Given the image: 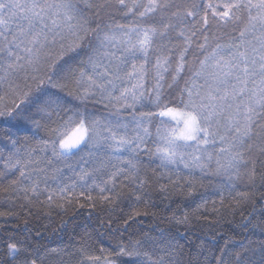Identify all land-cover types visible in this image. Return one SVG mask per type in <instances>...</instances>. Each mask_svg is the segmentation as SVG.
I'll list each match as a JSON object with an SVG mask.
<instances>
[{
    "label": "snow or ice",
    "instance_id": "6c2138e0",
    "mask_svg": "<svg viewBox=\"0 0 264 264\" xmlns=\"http://www.w3.org/2000/svg\"><path fill=\"white\" fill-rule=\"evenodd\" d=\"M117 15L132 19L120 23ZM228 28L227 41L216 42L222 36L213 29ZM89 101L110 115H93ZM0 126V143L11 148L0 176L19 171L0 189L7 202L22 198L29 214L33 205L50 214L74 200L106 213L103 231L82 234L78 252L90 250L93 236L101 244L105 236L114 239L111 251L79 264H165L166 256L168 264H264V240L249 239L264 236V0H0ZM19 131L31 134L20 138ZM141 153L149 154L147 163ZM73 157L66 167L77 179L61 187L62 169H53L58 187L49 189L48 169ZM197 170L199 187L218 191L221 205L227 195L233 213L247 210L233 229L240 239L220 247L213 236L211 250L201 244L195 260L190 245L186 262L182 245H168L171 251L153 259L144 239L124 235L148 213L116 219L112 213L122 203L148 206L152 183L161 192L186 188L194 196ZM206 173L226 181L205 185ZM240 180L246 190H237ZM201 209L223 211L216 201L209 210L205 200L176 222L187 223ZM117 220L122 224L113 228ZM39 236L0 239V264H45L30 242Z\"/></svg>",
    "mask_w": 264,
    "mask_h": 264
},
{
    "label": "trees",
    "instance_id": "16d2710c",
    "mask_svg": "<svg viewBox=\"0 0 264 264\" xmlns=\"http://www.w3.org/2000/svg\"><path fill=\"white\" fill-rule=\"evenodd\" d=\"M100 2V0H96ZM116 19L120 23H128L131 21L132 17L129 16L127 20H121L119 15ZM242 26V25H241ZM217 32V35L222 36L219 43H224L227 41L229 34H232L231 28L228 29H213ZM215 43V42H214ZM211 49H209L210 51ZM196 55L195 49H193L188 54L189 61L193 59ZM79 59V58H77ZM188 73L185 71L184 76L187 77ZM170 76V74H169ZM183 83V78H181V84ZM148 87L152 86V81L149 78L147 83ZM89 112L95 116H101L102 118L110 115L109 110L103 107V105H95L94 101H89L86 105ZM147 108H137V111H147ZM131 110L128 112L120 113L121 120H125L130 114ZM111 115H115L114 112ZM2 127V126H0ZM15 131V129H13ZM152 131L155 132V124L152 125ZM30 132L19 131L16 135L20 138L30 135ZM3 132H0V138L3 137ZM45 133L43 130L40 132V136L43 137ZM34 142V141H33ZM150 147L154 148V145L150 144ZM11 151L10 147H5L3 143H0V172H4L5 169L3 165L7 159L8 153ZM80 154H77L79 156ZM50 156V153H49ZM140 159L143 163H147L150 159L149 154L141 153ZM76 157L64 162H54L51 168L48 169L49 172V189H57L58 185L55 181L51 179V173L53 169H62V177L60 178L59 186L71 183L76 180V176L73 172L66 167L67 164H75ZM159 164L156 160L155 163L151 165L155 168ZM43 167V165H42ZM182 167V166H181ZM251 167V165H249ZM78 172L79 169L77 168ZM149 175H151V169L148 170ZM19 175L18 170H11L7 177L0 176V189L7 188L10 182ZM200 173L197 170L195 173V178L197 180V191L194 196H187V189L185 188L183 192L177 189H169L168 192L159 191V186L156 183H152L147 191L150 196L146 199L151 201L148 206L140 203L129 202L127 204H121L117 207L115 212L112 213L113 219L117 216H123L127 218L133 211H140L141 213L147 212V216H141L134 223H132L128 229V232L124 233L127 236L129 233L132 234L133 239H144L146 241L145 250L153 252V259H158L160 256L165 255V252L171 251L168 245L172 246H184L185 255L182 259L185 262L190 258L188 256L189 245L192 249V259H197V254L200 252V245H205V252L211 250L212 237L216 236L219 238L218 244L222 247L226 240L239 241L240 236L237 235L233 229L236 224L240 221L241 211L246 209H237L233 213L232 210V199L225 195L223 200V205L220 202V194L212 187H199ZM205 179L202 181L203 184L207 185L208 181L211 180L213 184H218L226 181L224 176L213 177L210 174H205ZM35 178V177H34ZM91 179L88 180V184H91ZM159 183H167V180H161ZM239 188L237 190H246L244 185L245 180H240L237 182ZM79 184V182H78ZM44 187V184H41ZM81 189L77 187V193ZM94 196L97 192L92 193ZM46 196V194H45ZM45 196H41L40 199H45ZM208 202L209 210L212 208V201H216V207H223L221 215L217 216L215 214H210V212H204L201 209L195 215L190 216L187 223H177V219H182L184 214L192 213L198 205L202 204L204 201ZM84 203L83 200L80 201ZM24 203L23 199L17 200L15 204H10L7 202L5 194L0 191V212L5 213L4 216H0V239L7 237L8 235H13L16 239H23L25 237H35L37 233H40L39 239H32L30 242L33 244L34 249L39 251L40 256L44 257L45 264H79L81 259H86L88 255L100 256L107 255L111 249L109 244H114L115 240L110 239L105 236L104 239L108 243L101 244L95 241V236H93V246L90 250L83 256L78 252L80 236L85 232H91L96 230L97 232L103 231L99 227L100 221L103 219L107 223L106 213L101 212L98 209L89 210L87 207L79 208L75 200L73 203L66 208V210H61L54 208L50 214L47 210H41L38 205L32 206V212L29 214L26 209H21V204ZM170 205V207H168ZM8 213H11L9 216ZM25 222H27V227H25ZM122 224V220H117L116 224H113V228ZM185 233H187L185 235ZM117 237L119 233L116 234ZM252 241L264 240V236L257 233L256 235L249 236ZM152 241H156V247L153 248ZM104 248L106 251L104 253L100 252V249ZM233 251H238V249H233ZM218 253V248H217ZM4 256V250L0 249V258ZM179 258V257H177ZM201 261L204 260L203 256L198 257ZM168 257H165V264H168ZM254 259L259 260V254L254 257ZM39 264V262H38Z\"/></svg>",
    "mask_w": 264,
    "mask_h": 264
}]
</instances>
